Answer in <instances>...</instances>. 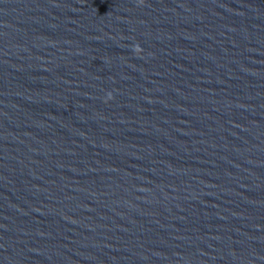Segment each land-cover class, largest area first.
<instances>
[{"label": "water", "instance_id": "1", "mask_svg": "<svg viewBox=\"0 0 264 264\" xmlns=\"http://www.w3.org/2000/svg\"><path fill=\"white\" fill-rule=\"evenodd\" d=\"M0 264H264V0H0Z\"/></svg>", "mask_w": 264, "mask_h": 264}]
</instances>
